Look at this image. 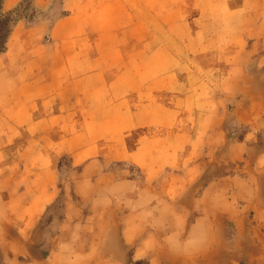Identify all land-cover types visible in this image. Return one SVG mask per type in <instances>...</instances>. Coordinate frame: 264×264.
<instances>
[{
    "label": "rangeland",
    "instance_id": "rangeland-1",
    "mask_svg": "<svg viewBox=\"0 0 264 264\" xmlns=\"http://www.w3.org/2000/svg\"><path fill=\"white\" fill-rule=\"evenodd\" d=\"M4 2L0 264H21L25 242L37 247L48 239L21 212L18 192L34 171L58 192L35 218L45 228L66 193L83 191L85 163L101 161L116 179H139L146 171L140 160L178 172L182 159L191 176L200 160L206 177L237 179V193L212 201L222 216L207 213L200 231L173 238L182 245L180 264H264V150L255 153L256 167L246 166L240 149L236 161L214 166L219 145L236 150L251 128L230 116L253 77L264 74V0ZM245 174L249 183L238 179ZM7 192L16 195L11 215Z\"/></svg>",
    "mask_w": 264,
    "mask_h": 264
},
{
    "label": "crops",
    "instance_id": "crops-1",
    "mask_svg": "<svg viewBox=\"0 0 264 264\" xmlns=\"http://www.w3.org/2000/svg\"><path fill=\"white\" fill-rule=\"evenodd\" d=\"M12 1L5 0L3 6ZM230 117L237 125L248 123L251 128L236 150L219 145L220 155L215 154L214 166L231 157L236 161L240 149L246 151V166L256 167L255 153L264 150V143L255 141L264 136V74L249 82L245 97L237 101ZM150 161H139V166L146 167L144 177L139 179H116L101 161L85 163L80 179L85 186L83 191L66 193L61 213L45 228L35 218L55 203L58 192L54 188L51 191L40 170L28 175L25 187L18 192L22 215L27 217L28 224H37L38 235L44 231L49 236L41 242L44 246L39 243L35 247V241L25 242L27 252L23 253L21 264H133L144 260L148 264H180L182 245H172L173 238L180 240L182 233L200 231L207 213L209 217L222 216L221 209L212 201L234 196L237 179L231 183L226 176L206 177L200 160L196 165L198 173L192 176L184 170L190 164L183 159L178 172L167 166L156 171L154 163L147 164ZM238 179L249 183L252 176L245 174ZM231 184L236 187L234 192ZM15 196L7 192L2 197L7 215L13 214ZM51 235L54 237L50 238ZM192 251L190 255L204 252ZM175 256L179 258L175 260Z\"/></svg>",
    "mask_w": 264,
    "mask_h": 264
}]
</instances>
